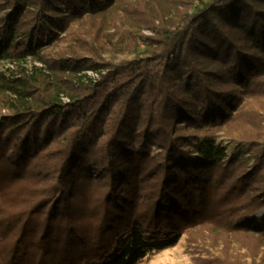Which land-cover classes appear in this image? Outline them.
Segmentation results:
<instances>
[{"label":"trees","instance_id":"trees-1","mask_svg":"<svg viewBox=\"0 0 264 264\" xmlns=\"http://www.w3.org/2000/svg\"><path fill=\"white\" fill-rule=\"evenodd\" d=\"M0 63V264H139L196 225L264 264V0H0Z\"/></svg>","mask_w":264,"mask_h":264},{"label":"rangeland","instance_id":"rangeland-1","mask_svg":"<svg viewBox=\"0 0 264 264\" xmlns=\"http://www.w3.org/2000/svg\"><path fill=\"white\" fill-rule=\"evenodd\" d=\"M119 58L120 57H118V59ZM34 64L41 66L38 62H34ZM22 65L29 69L31 68V62L28 58L25 62H22ZM5 67H13V65L9 63H0V69H4ZM44 71L46 73L49 72L48 70ZM85 72L92 78L97 77L95 72ZM61 98L66 101V96H61ZM217 144L227 145L228 156H230L234 146L233 143L220 136L217 139ZM246 156L247 155L243 156V159L250 165L252 159H248ZM224 160H226V158ZM22 183H24V181H18L12 186H8L9 188L7 187V212L0 211V218L7 217V222L13 221V223H16V215L24 206V200L18 197L22 192L20 188H26V181L24 184ZM15 194L18 195L13 197ZM3 205H6V199H0V206ZM263 214L264 210H261L257 213V216ZM13 231L14 230H11L7 224V246L12 240V236L14 235L12 234ZM4 238H0V257L2 256V248L6 242ZM251 239V237L244 236V234L241 233L232 234L214 230L211 225H196L184 230L177 243L173 246L149 254L139 264H211L215 257L223 256L226 253L229 256H242L245 250L244 246Z\"/></svg>","mask_w":264,"mask_h":264}]
</instances>
